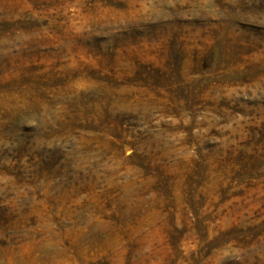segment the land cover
I'll list each match as a JSON object with an SVG mask.
<instances>
[{
  "label": "rangeland",
  "instance_id": "obj_1",
  "mask_svg": "<svg viewBox=\"0 0 264 264\" xmlns=\"http://www.w3.org/2000/svg\"><path fill=\"white\" fill-rule=\"evenodd\" d=\"M0 264H264V0H0Z\"/></svg>",
  "mask_w": 264,
  "mask_h": 264
}]
</instances>
